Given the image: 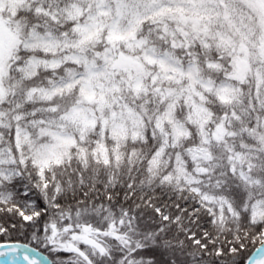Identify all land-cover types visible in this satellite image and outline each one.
Returning <instances> with one entry per match:
<instances>
[{"label": "snow or ice", "instance_id": "snow-or-ice-1", "mask_svg": "<svg viewBox=\"0 0 264 264\" xmlns=\"http://www.w3.org/2000/svg\"><path fill=\"white\" fill-rule=\"evenodd\" d=\"M0 264H264V0H0Z\"/></svg>", "mask_w": 264, "mask_h": 264}, {"label": "trees", "instance_id": "trees-1", "mask_svg": "<svg viewBox=\"0 0 264 264\" xmlns=\"http://www.w3.org/2000/svg\"><path fill=\"white\" fill-rule=\"evenodd\" d=\"M260 242L257 240L254 243H249L247 251L244 253L245 257H250V255L255 251V249L259 246ZM83 247V246H82ZM43 252V250H41ZM44 254L48 255L47 252H43ZM66 255V254H61Z\"/></svg>", "mask_w": 264, "mask_h": 264}, {"label": "water", "instance_id": "water-1", "mask_svg": "<svg viewBox=\"0 0 264 264\" xmlns=\"http://www.w3.org/2000/svg\"><path fill=\"white\" fill-rule=\"evenodd\" d=\"M260 247V245L257 247V248H259ZM256 248V249H257ZM256 249H255V251L250 255V256H253L254 254H255V252H256ZM44 254V253H43ZM46 255V254H45Z\"/></svg>", "mask_w": 264, "mask_h": 264}]
</instances>
